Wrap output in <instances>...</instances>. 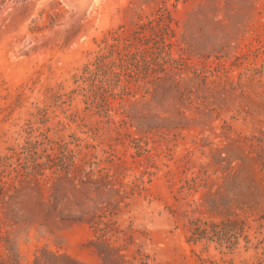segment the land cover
<instances>
[{
	"label": "rangeland",
	"instance_id": "rangeland-1",
	"mask_svg": "<svg viewBox=\"0 0 264 264\" xmlns=\"http://www.w3.org/2000/svg\"><path fill=\"white\" fill-rule=\"evenodd\" d=\"M0 264H264V0H0Z\"/></svg>",
	"mask_w": 264,
	"mask_h": 264
},
{
	"label": "trees",
	"instance_id": "trees-1",
	"mask_svg": "<svg viewBox=\"0 0 264 264\" xmlns=\"http://www.w3.org/2000/svg\"><path fill=\"white\" fill-rule=\"evenodd\" d=\"M232 222H234V221H232ZM225 228H228V224H225Z\"/></svg>",
	"mask_w": 264,
	"mask_h": 264
}]
</instances>
